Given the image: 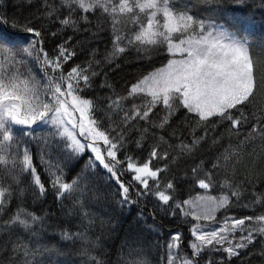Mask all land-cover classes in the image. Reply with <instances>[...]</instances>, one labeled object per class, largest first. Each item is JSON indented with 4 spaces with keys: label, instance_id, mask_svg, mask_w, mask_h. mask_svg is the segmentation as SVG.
<instances>
[{
    "label": "snow or ice",
    "instance_id": "6c2138e0",
    "mask_svg": "<svg viewBox=\"0 0 264 264\" xmlns=\"http://www.w3.org/2000/svg\"><path fill=\"white\" fill-rule=\"evenodd\" d=\"M0 5V216L8 214L9 233L29 234L0 244V252L12 245L0 264H44L32 243L48 230L47 213L22 200L11 211L13 185L20 199L27 180L39 199L50 184L62 202L97 175L116 186L121 206L151 198L154 211L177 223L160 264H252L255 256L264 264V60L258 68L250 55V15L234 14L230 31L172 0H37L27 14ZM101 39L102 58L93 46ZM125 65L123 83L111 80ZM40 139L37 153L31 142ZM84 157L68 181L65 169ZM181 162L182 176L170 178ZM74 204L84 208L78 198ZM88 217L83 211L75 232L57 225L60 241L87 243L79 229ZM134 243L125 239L117 264H149ZM68 246L57 241L43 252ZM80 254L105 264L86 247Z\"/></svg>",
    "mask_w": 264,
    "mask_h": 264
},
{
    "label": "trees",
    "instance_id": "16d2710c",
    "mask_svg": "<svg viewBox=\"0 0 264 264\" xmlns=\"http://www.w3.org/2000/svg\"><path fill=\"white\" fill-rule=\"evenodd\" d=\"M56 2L58 3L59 0H56ZM172 3L175 5L181 3L194 5L195 7L192 8V12L197 17L211 16L217 23L223 24L230 31L235 30L231 26V18L234 14L243 11L245 14L250 15L255 21V34L249 37L251 41L250 55L259 68L260 61L264 60V19H262L264 7H262V0H243V3H238L236 0H172ZM36 6L37 0H34L31 6L28 5L27 0H7L9 12L20 11L22 14H27L28 11L35 10ZM103 35L101 33V37ZM77 38L80 37L78 36ZM49 46L51 47V44ZM93 46L99 47L102 58L105 48L103 39L94 41ZM77 52L80 56V61H83L86 57L80 52L79 48H77ZM129 74L130 68L128 65H125L118 73H110L109 75L111 80L123 83ZM100 94H103V90H101ZM256 147L258 150V142ZM205 153H207V148L203 149L200 155ZM36 165L38 166L42 180L47 182L48 176L41 171L37 162ZM186 167L188 165L181 162L179 168H174L173 172L168 174L169 177L171 178L172 175L182 176L183 170ZM76 171L77 169L72 167L69 171L70 176L67 175L66 179L71 181ZM177 183H179V179H177ZM19 187L25 188V193L23 197L18 199V190L16 185H13V196L9 205L10 210L14 211L17 204L22 200L24 207L41 214L47 213L48 216V219L45 221L46 225L49 226L48 230L44 231L38 240L33 238L32 243V247L39 246L43 253L42 255H36L35 259L43 261L44 264H87V257L80 254V248L82 247L88 248L93 255L104 261L105 264H117L121 245L126 238L129 242L138 241V243L133 244V247L140 251L141 255L149 261V264H160L161 246H163L162 250L166 256L168 234L177 228V223L171 216H165L164 212L159 208H155V211L153 210L154 204L151 202V198H142L139 203L121 206L118 203L119 196L115 191L116 186L107 177L101 179L94 186L90 195H87V197L79 196L84 205L83 209L79 205L74 206L73 202L68 201L66 196L62 202L57 201L50 184H48L47 195L39 199H34L27 180H23ZM186 189L187 185H181L179 191H186ZM133 199H135L134 195ZM83 211L88 212V218L92 221L89 225L88 221L84 220V227L79 229L82 232L86 230L88 242L85 243L77 240L76 244L72 245L70 242L60 241L57 225H62L64 228L71 226V230L75 232L78 225L82 222L81 214ZM7 216V213L0 216V244H4L9 240V237L12 240H17L19 237L24 242H27L29 234L23 229L15 227L9 233L4 228L3 220L7 219ZM57 241L60 242V245H69L68 247L61 248L62 254L51 255L43 252L44 245L50 247ZM93 244L97 246L93 247ZM11 247V243H8V251L0 252V259L8 258ZM123 252L127 254V246L124 247ZM17 255L19 260L24 259L22 253ZM31 258L29 257V259ZM250 259L252 260V264H260L259 256Z\"/></svg>",
    "mask_w": 264,
    "mask_h": 264
},
{
    "label": "rangeland",
    "instance_id": "374dc122",
    "mask_svg": "<svg viewBox=\"0 0 264 264\" xmlns=\"http://www.w3.org/2000/svg\"><path fill=\"white\" fill-rule=\"evenodd\" d=\"M40 130H38V134H39ZM43 144V139H40V140H33L31 142V148L33 151L35 152H39V148H38V145H42ZM46 153H47V149L45 150ZM88 157H84L83 160H80L78 162H74V165L72 167L76 168L77 171H80L81 169H83V166L85 164V162L87 161ZM52 160L53 162L56 161V156H55V153H53V156H52ZM36 162L39 164V168H41V171L43 173L46 174V176H48V172L45 171V166L41 164V161L39 160V157L37 156V159H36ZM71 167V168H72ZM75 172V173H76ZM70 176V173H69V170L68 169H65V177L66 176ZM104 177H106V175H97V176H93L90 180V182L88 183V186L86 188V190L84 191V193L81 195V193H74L73 194V197L72 198H69L67 195H66V198H68V201L70 202H73V205L76 206L77 204H74V199L75 198H78L79 199V196L81 195L82 197H87V195H90L92 193V190L94 188V186L96 184H98L100 182L101 179H103Z\"/></svg>",
    "mask_w": 264,
    "mask_h": 264
}]
</instances>
